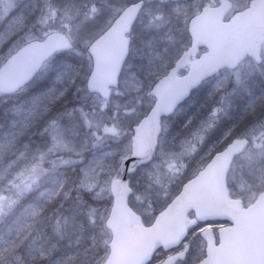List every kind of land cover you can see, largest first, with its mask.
Wrapping results in <instances>:
<instances>
[{
	"label": "rangeland",
	"instance_id": "rangeland-1",
	"mask_svg": "<svg viewBox=\"0 0 264 264\" xmlns=\"http://www.w3.org/2000/svg\"><path fill=\"white\" fill-rule=\"evenodd\" d=\"M74 1L79 6L77 13L72 14L70 5ZM134 1L137 0H127L125 5ZM221 1L145 0V8L130 34V57L122 71L118 88L113 91L110 100L85 92L76 93L77 107L69 110L64 121L60 125L55 124L50 131L55 141L52 163L66 164L63 156L71 152L81 154L78 162L81 175L79 187L87 191L99 189L101 192L108 188L106 184L109 183L110 189V182L121 176L123 161L130 155L133 126L153 105L148 91L188 46L190 18L203 5ZM230 1L233 4L232 14L244 9L250 0ZM100 2L107 3L108 0H0V63L25 39L40 38L53 29L67 33L74 45H78L75 55H81L83 51L86 54L82 55L78 69H81L83 60L87 59L91 64L85 49L90 41H76L80 33L72 20L78 13L80 16L82 13L84 18L94 15L103 24L104 31L115 16L109 15L106 24L107 15L105 8L100 11ZM71 15L74 17L68 18ZM98 28L99 24L95 30ZM98 34L96 38L101 31ZM260 58V63L248 58L236 70H221L208 79L202 90H198L172 117L163 120L160 151L158 148L152 163L130 176L133 187L130 203L143 217L145 224H150L161 207L173 198L169 199L171 187L182 186L195 176L214 153L223 149L218 148L231 134L234 137H247L250 146L230 168L227 178L230 196L242 199L247 206L264 192V46ZM75 73L72 66L64 65L55 71L41 94L13 105L10 132L0 138V162L3 154L10 151L16 136L36 120L46 103L64 92ZM43 85L40 83L39 86ZM4 101L11 102V99ZM176 118H180L178 129L170 130L172 132L165 136V126L173 124ZM220 127L223 131L210 140L215 129ZM30 145L36 147L37 143L34 141ZM14 159H10L8 165H12ZM37 206H26L18 217L13 218V225L1 233L0 258L17 242L16 237L20 232L30 225L37 213ZM78 241L75 246H78ZM32 247L33 244L29 247L31 253ZM70 254L53 264H67L72 257ZM175 254L176 259L172 264H197L205 254L199 233L192 231ZM173 255H166V259L162 257L158 262Z\"/></svg>",
	"mask_w": 264,
	"mask_h": 264
},
{
	"label": "water",
	"instance_id": "water-1",
	"mask_svg": "<svg viewBox=\"0 0 264 264\" xmlns=\"http://www.w3.org/2000/svg\"><path fill=\"white\" fill-rule=\"evenodd\" d=\"M143 5V1H138L127 6L88 46L92 58L86 84L89 93L109 99L111 88L119 86L129 55L128 34ZM231 9L232 3L223 1L217 6H204L191 18V46L149 92L155 101L147 115L133 126L131 153L123 161L121 177L110 184L113 203L105 226L111 240L104 264H148L158 250L178 248L187 237L186 220L190 212L201 222L230 223L218 231V244L211 228L202 234L206 242L205 257L199 264H264V192L245 207L241 199L230 196L227 187L230 166L247 147V138L234 139L214 154L203 169L182 185L151 224L145 225L129 204L133 192L129 176L153 161L162 120L173 115L194 90L220 70H234L247 57L257 63L261 61L264 0H251L248 7L225 20ZM202 47L207 51L190 61ZM72 49L71 40L61 32L27 42L0 66V93L11 95L22 90L54 54ZM186 66L188 71L180 75Z\"/></svg>",
	"mask_w": 264,
	"mask_h": 264
},
{
	"label": "trees",
	"instance_id": "trees-1",
	"mask_svg": "<svg viewBox=\"0 0 264 264\" xmlns=\"http://www.w3.org/2000/svg\"><path fill=\"white\" fill-rule=\"evenodd\" d=\"M126 2L127 0L100 2V11L105 8L107 15L106 24L109 15L116 16ZM78 6L79 3L76 1L70 5L72 14L77 13ZM79 14L68 17L70 19L74 17L72 22L80 33L76 41L91 42L98 32L100 34V31H103V24L94 15L84 18L82 13L81 16ZM98 24L99 28L96 31ZM26 41L27 39L17 47ZM77 47L78 45L75 44L72 51L57 53L22 92L9 97L0 95V138H2L4 134L10 132L9 123L15 103L25 102L41 94L52 80L55 71H59L64 65L72 66V70L76 71L64 92L46 103L36 120L29 123L22 134H18L14 141L12 140L10 151L3 154V160L0 162V198H3L0 199V236L13 225V218L18 217L26 206L38 205V210L29 222L30 225L16 237L17 242L10 250L3 253L0 264H53L70 252L72 257L67 264H103L107 257L110 233L105 227V220L112 205L109 183L106 184L108 188L101 192L99 189L87 191L86 188L79 187L81 175L78 162L81 154L71 152L63 156L66 158V164L52 163L55 141L53 142L50 131L55 124L60 125L64 121L69 110L77 107L76 93H87L85 81L91 64L87 59L83 60L81 69H78L79 61L83 59L82 55L86 56V54L83 51L81 55H75L74 51ZM45 81L46 84L43 85ZM40 83L43 86L40 87ZM78 87H81L79 91ZM202 87L198 90H202ZM83 89L85 91H82ZM6 98L11 99V102H5ZM179 122L180 118H176L173 124L166 125L165 136L172 132L170 130H177ZM167 128L169 129L166 130ZM222 131L221 127L216 128L210 140L217 138ZM233 138L235 137L232 134L229 135L218 149L224 148ZM34 141L37 143L36 147L30 145ZM20 156L22 158L18 159ZM82 156L85 158V155ZM10 159H14L12 165H8ZM184 163L185 161L181 163L182 169ZM180 188L181 186L171 187L169 199L174 197ZM76 240H79L78 246H75ZM31 244L34 245L32 253L29 250ZM162 256L163 253L156 255L153 262L158 263Z\"/></svg>",
	"mask_w": 264,
	"mask_h": 264
},
{
	"label": "flooded vegetation",
	"instance_id": "flooded-vegetation-1",
	"mask_svg": "<svg viewBox=\"0 0 264 264\" xmlns=\"http://www.w3.org/2000/svg\"><path fill=\"white\" fill-rule=\"evenodd\" d=\"M188 45H191V39H188ZM188 47V46H187ZM186 47V48H187ZM185 48V49H186ZM183 49L181 53H184L183 51L185 50ZM204 50H200L198 51V53L195 55V56H192L190 58V61H194L195 59H197L198 57H200V54L203 52ZM179 57V56H178ZM177 57V58H178ZM188 68V66L184 69L186 70ZM188 228H189V235L191 234L192 231L196 230L197 233H199L201 239H202V234L203 232L207 229V228H212L215 235H217V231L219 230L220 227H223V226H226L228 225L227 222H218V221H211V222H204V223H201L199 222L196 218H195V215L193 213H191L189 216H188ZM203 241V239H202ZM167 254V253H166ZM163 264V263H161Z\"/></svg>",
	"mask_w": 264,
	"mask_h": 264
}]
</instances>
